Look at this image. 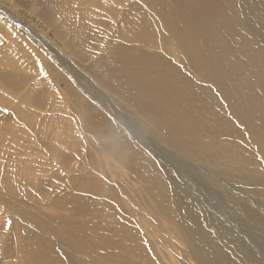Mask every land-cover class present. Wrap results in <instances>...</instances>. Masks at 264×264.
I'll return each instance as SVG.
<instances>
[{
  "label": "rangeland",
  "instance_id": "obj_1",
  "mask_svg": "<svg viewBox=\"0 0 264 264\" xmlns=\"http://www.w3.org/2000/svg\"><path fill=\"white\" fill-rule=\"evenodd\" d=\"M244 5L254 38L181 42L185 0H0V264H264V0Z\"/></svg>",
  "mask_w": 264,
  "mask_h": 264
},
{
  "label": "bare ground",
  "instance_id": "obj_2",
  "mask_svg": "<svg viewBox=\"0 0 264 264\" xmlns=\"http://www.w3.org/2000/svg\"><path fill=\"white\" fill-rule=\"evenodd\" d=\"M185 1L193 2L195 4V6L197 8H199V11L196 14V16L193 17L195 19V22L191 21V24H188L187 28L184 30V33L187 35H185L184 37L181 38V42H183L186 39L191 37V31H196V32L201 31L200 35L202 37H205L206 35H208L207 32L209 30L217 31V29L221 25H223L225 28L230 29V30H233L239 26H242L244 33H246L248 36H250L249 35L250 33H253L251 38H254L255 34L259 31L258 26H257L259 22L258 23L255 22L256 19L254 21L253 16L251 15V13H252L251 10L245 5L240 7L239 9H237L236 8V1L237 0H218V4L216 3L215 5H212L211 8H207L205 6L202 7L201 6L202 2L200 0H198L196 2L194 0H185ZM213 6H215V7H213ZM170 16L171 15H169V13L164 15L165 18H171ZM186 17L189 18V16H186ZM208 20H210V23L207 25ZM235 22H237V24ZM204 26H207V28H204ZM193 28H195V29H193ZM195 36H196V34H195ZM195 36H192V37L197 38ZM192 37H191V39H193ZM255 42H256V49H257L260 42H259V40L255 41ZM257 51L262 52L264 50L261 49V50H257ZM257 51L253 50L252 48L248 47L247 45L238 44L236 46L235 50L231 51V53L232 52L234 53L233 59H237L238 56L242 55L243 53L252 54L253 56H252L251 60H243L240 62V65L245 70H251V69L256 70V72L253 74H257L262 69V65H260V64L258 65L259 57L257 56V54H258ZM187 53L189 55V52H187ZM213 61H214V64H223V65L229 66L227 61H217L214 59H213ZM237 68L240 69L239 67H237ZM132 73H134V72H132ZM245 78L246 77L241 79V78H238L236 76H233L230 79L231 88H235L238 90V86L233 82V80L235 82H238V81L243 80ZM159 98H161V96ZM193 223L197 225L198 222L195 219V221ZM215 243H216V241H215Z\"/></svg>",
  "mask_w": 264,
  "mask_h": 264
}]
</instances>
